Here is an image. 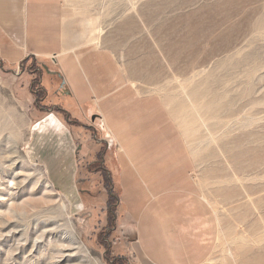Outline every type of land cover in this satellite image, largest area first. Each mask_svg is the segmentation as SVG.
I'll use <instances>...</instances> for the list:
<instances>
[{
  "label": "rangeland",
  "instance_id": "374dc122",
  "mask_svg": "<svg viewBox=\"0 0 264 264\" xmlns=\"http://www.w3.org/2000/svg\"><path fill=\"white\" fill-rule=\"evenodd\" d=\"M90 2L97 34L109 38L128 79L160 95L184 135L219 222L213 258L264 264V181L255 179L262 171L242 165L249 158L237 147L249 131L264 135V0ZM15 80L0 72V264H141L119 236V191L104 172L79 171L85 181L61 188L35 162L32 117ZM231 98L241 101L217 112ZM57 111L46 119L61 127ZM248 116L253 129L240 124ZM97 139L105 140L100 129Z\"/></svg>",
  "mask_w": 264,
  "mask_h": 264
},
{
  "label": "crops",
  "instance_id": "0c3cea01",
  "mask_svg": "<svg viewBox=\"0 0 264 264\" xmlns=\"http://www.w3.org/2000/svg\"><path fill=\"white\" fill-rule=\"evenodd\" d=\"M97 18L90 0H0V72L16 77L32 117L30 153L61 188L104 172L119 191V236L141 264H220L218 218L184 135L162 97L128 79ZM54 109L61 127L46 119Z\"/></svg>",
  "mask_w": 264,
  "mask_h": 264
},
{
  "label": "bare ground",
  "instance_id": "6f19581e",
  "mask_svg": "<svg viewBox=\"0 0 264 264\" xmlns=\"http://www.w3.org/2000/svg\"><path fill=\"white\" fill-rule=\"evenodd\" d=\"M251 89V85H249L248 89L246 91L250 92ZM246 94V93H244ZM248 95V94H247ZM250 95V93H249ZM237 101H241V100H235L233 98H231L229 100L230 103L225 104L226 107L224 106H220L217 109V112H220L221 110H231L233 105L232 104H236ZM250 104H254L253 101ZM234 108V107H233ZM241 110L234 112V116L233 117H239L241 116V112H244V109L240 108ZM223 114V113H222ZM225 114V113H224ZM222 116V115H221ZM255 121L253 119V117L248 116L245 117L243 122H241V126L243 127V129H253V127L255 126ZM109 132V131H108ZM110 133V132H109ZM255 131H249L247 133L246 139L245 141L239 139L237 144H238V148L240 151V154L244 160L245 157L249 158V162L248 164H245L244 161H240L242 163V165H244L245 167L249 168L252 171L258 170V171H262L261 176H256L255 179H260L262 181H264V135L262 138H256L255 135ZM110 137L111 133H110ZM261 139L260 143L259 140Z\"/></svg>",
  "mask_w": 264,
  "mask_h": 264
},
{
  "label": "built area",
  "instance_id": "2783aa9c",
  "mask_svg": "<svg viewBox=\"0 0 264 264\" xmlns=\"http://www.w3.org/2000/svg\"><path fill=\"white\" fill-rule=\"evenodd\" d=\"M51 115H52V114H51ZM96 121H97V123H98V124H97V129H98V131H99V129H100V131L103 132V135H104L105 140L110 144L112 138L110 137V133L108 132L107 128L105 127V124H104V122H103V120H102V117L97 116V117H96ZM62 126H63V125H62Z\"/></svg>",
  "mask_w": 264,
  "mask_h": 264
}]
</instances>
